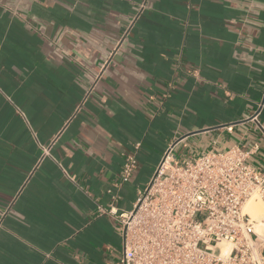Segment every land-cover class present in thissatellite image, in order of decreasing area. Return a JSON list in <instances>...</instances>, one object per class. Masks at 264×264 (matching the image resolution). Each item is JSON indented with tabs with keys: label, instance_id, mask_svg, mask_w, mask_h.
Here are the masks:
<instances>
[{
	"label": "crops",
	"instance_id": "crops-1",
	"mask_svg": "<svg viewBox=\"0 0 264 264\" xmlns=\"http://www.w3.org/2000/svg\"><path fill=\"white\" fill-rule=\"evenodd\" d=\"M263 99L264 0H0V264H119L99 207L263 145Z\"/></svg>",
	"mask_w": 264,
	"mask_h": 264
},
{
	"label": "built area",
	"instance_id": "built-area-1",
	"mask_svg": "<svg viewBox=\"0 0 264 264\" xmlns=\"http://www.w3.org/2000/svg\"><path fill=\"white\" fill-rule=\"evenodd\" d=\"M251 120L264 136L257 116ZM174 149L163 155L131 211L118 209L115 199L109 208L99 207L117 224L119 264H264V239L244 212L252 200L264 203L262 143L183 160ZM136 169V158L128 156L123 182Z\"/></svg>",
	"mask_w": 264,
	"mask_h": 264
},
{
	"label": "bare ground",
	"instance_id": "bare-ground-1",
	"mask_svg": "<svg viewBox=\"0 0 264 264\" xmlns=\"http://www.w3.org/2000/svg\"><path fill=\"white\" fill-rule=\"evenodd\" d=\"M244 212L257 221L255 231L264 239V203H257L252 200L244 206ZM221 246L225 249L229 248V246L225 244H222Z\"/></svg>",
	"mask_w": 264,
	"mask_h": 264
},
{
	"label": "rangeland",
	"instance_id": "rangeland-1",
	"mask_svg": "<svg viewBox=\"0 0 264 264\" xmlns=\"http://www.w3.org/2000/svg\"><path fill=\"white\" fill-rule=\"evenodd\" d=\"M264 145V144H263ZM182 151H184L185 152V149L184 150H182ZM257 203H259V202H257Z\"/></svg>",
	"mask_w": 264,
	"mask_h": 264
},
{
	"label": "water",
	"instance_id": "water-1",
	"mask_svg": "<svg viewBox=\"0 0 264 264\" xmlns=\"http://www.w3.org/2000/svg\"><path fill=\"white\" fill-rule=\"evenodd\" d=\"M263 103H264V99H263Z\"/></svg>",
	"mask_w": 264,
	"mask_h": 264
}]
</instances>
